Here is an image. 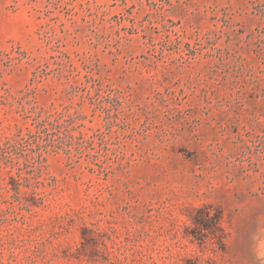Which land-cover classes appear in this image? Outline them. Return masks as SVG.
Masks as SVG:
<instances>
[{
  "label": "rangeland",
  "instance_id": "rangeland-1",
  "mask_svg": "<svg viewBox=\"0 0 264 264\" xmlns=\"http://www.w3.org/2000/svg\"><path fill=\"white\" fill-rule=\"evenodd\" d=\"M0 264H264V0H0Z\"/></svg>",
  "mask_w": 264,
  "mask_h": 264
},
{
  "label": "trees",
  "instance_id": "trees-1",
  "mask_svg": "<svg viewBox=\"0 0 264 264\" xmlns=\"http://www.w3.org/2000/svg\"><path fill=\"white\" fill-rule=\"evenodd\" d=\"M215 223H218V222H220V220H221V216H217L216 218H215Z\"/></svg>",
  "mask_w": 264,
  "mask_h": 264
}]
</instances>
